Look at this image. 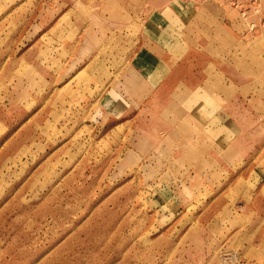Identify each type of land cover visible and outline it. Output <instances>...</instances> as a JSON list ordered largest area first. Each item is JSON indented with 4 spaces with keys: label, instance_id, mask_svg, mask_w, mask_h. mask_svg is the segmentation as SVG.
I'll use <instances>...</instances> for the list:
<instances>
[{
    "label": "rangeland",
    "instance_id": "obj_1",
    "mask_svg": "<svg viewBox=\"0 0 264 264\" xmlns=\"http://www.w3.org/2000/svg\"><path fill=\"white\" fill-rule=\"evenodd\" d=\"M225 1L231 50L262 73L264 0ZM172 4L169 33L179 39L195 7ZM140 7L0 0V264H264L252 250L243 257L264 229V108L252 101L264 78L252 77L263 91L250 93L247 156L197 171V157L177 155L185 141L174 116H164L178 132L169 138L141 108L104 109L136 51ZM241 130L235 123L227 135Z\"/></svg>",
    "mask_w": 264,
    "mask_h": 264
},
{
    "label": "crops",
    "instance_id": "obj_2",
    "mask_svg": "<svg viewBox=\"0 0 264 264\" xmlns=\"http://www.w3.org/2000/svg\"><path fill=\"white\" fill-rule=\"evenodd\" d=\"M136 1L141 5L138 11L145 20L132 62L121 74V89L109 91L104 98L105 111L120 117L135 107L141 108L139 114L149 115L150 123L154 117L156 122H161L162 132L167 130L166 137L175 138L178 132L172 125L164 128V116L171 114L174 119L170 124L175 122L178 130L184 131L178 136L185 142L180 143L177 155L185 159L197 157V171H214L213 166L219 163H234L236 158L243 160L249 152L250 133L246 126L244 130V125L250 123V93L263 91L252 77L264 78V69L258 70L262 73L251 75L249 53L231 50L233 11L225 0H181L185 5L180 12L194 6L195 14L188 21H181L183 28L177 39L169 33H174L170 11L176 9L172 3L177 0ZM233 59L240 61L239 71L230 72L229 61ZM253 100L259 108H264V95ZM218 123L222 126L220 131ZM235 123L241 125V132L235 135L230 131L232 136L227 135V130ZM152 130L157 135L159 128ZM256 135L260 139L261 133ZM143 138L155 141L151 135L144 134ZM221 146L226 149L222 152L227 155L225 160L219 158ZM249 250L258 263L264 260V229L258 242L243 251L244 258ZM252 261L245 260L247 264H253Z\"/></svg>",
    "mask_w": 264,
    "mask_h": 264
}]
</instances>
